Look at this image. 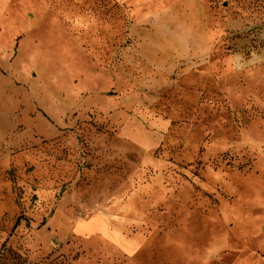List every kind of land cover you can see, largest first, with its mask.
<instances>
[{"label":"rangeland","instance_id":"obj_1","mask_svg":"<svg viewBox=\"0 0 264 264\" xmlns=\"http://www.w3.org/2000/svg\"><path fill=\"white\" fill-rule=\"evenodd\" d=\"M0 264H264V0H0Z\"/></svg>","mask_w":264,"mask_h":264}]
</instances>
